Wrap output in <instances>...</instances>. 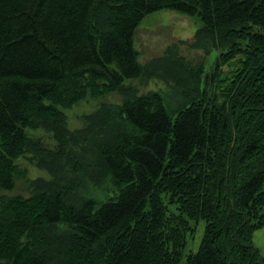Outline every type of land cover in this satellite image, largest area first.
Segmentation results:
<instances>
[{
	"label": "trees",
	"instance_id": "16d2710c",
	"mask_svg": "<svg viewBox=\"0 0 264 264\" xmlns=\"http://www.w3.org/2000/svg\"><path fill=\"white\" fill-rule=\"evenodd\" d=\"M162 11L199 19L198 38L221 50L215 84L198 63L173 112L160 93L123 99L128 130L96 162L114 198L74 203L64 145L50 153L49 184L0 194V264H264L253 241L264 228V0H0V193L38 152L28 130L59 140L63 109L144 77L135 34ZM70 166L81 171L78 155Z\"/></svg>",
	"mask_w": 264,
	"mask_h": 264
},
{
	"label": "rangeland",
	"instance_id": "374dc122",
	"mask_svg": "<svg viewBox=\"0 0 264 264\" xmlns=\"http://www.w3.org/2000/svg\"><path fill=\"white\" fill-rule=\"evenodd\" d=\"M201 29L198 18L176 11L149 15L137 29L134 38V46L140 52V62L147 65L144 77L127 82L125 87L130 90L125 91V94L111 93L100 98L87 96L71 109H63L65 130L59 132V140L44 128L28 130L29 138L38 152H30L17 161L22 177L17 179L13 192L0 194L29 196L31 184H49L53 180L49 167L54 160L50 153L60 152L59 147L64 145L66 158L61 159L65 164H61L58 170L62 180H66L65 184L70 191L69 195H73L74 203L94 200L101 204L114 198L117 190L96 162L100 156V148L105 144H113L121 130H128L116 117L119 106L123 99L133 96L131 93L136 96L160 93L164 96L169 111L181 108L186 104L184 88L190 87L193 82L188 69L198 63H205V76L210 75L215 84L214 67L221 50L214 47V41L209 36L198 38ZM179 56L186 61L185 69L176 61L181 59ZM223 70L228 71V66H224ZM74 155L79 156L81 170L75 176L74 169L68 167L74 160ZM204 229V223H200L195 235L188 236L185 257L198 251ZM253 241L264 256V228L254 234Z\"/></svg>",
	"mask_w": 264,
	"mask_h": 264
}]
</instances>
